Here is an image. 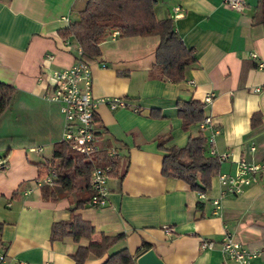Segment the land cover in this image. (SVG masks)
Returning <instances> with one entry per match:
<instances>
[{"label": "crops", "instance_id": "obj_1", "mask_svg": "<svg viewBox=\"0 0 264 264\" xmlns=\"http://www.w3.org/2000/svg\"><path fill=\"white\" fill-rule=\"evenodd\" d=\"M243 1V9L234 10L224 0H156L155 17L169 18L195 57L177 83L152 76L153 36L109 37L89 62L92 96L120 97L127 106L111 110L100 103L95 109L98 145L114 148L117 166L107 181L106 203L99 208L86 204L74 213L94 227L93 240L122 233L108 251L125 247L134 264L144 241L165 264H223L219 244L226 230L249 250L260 251L252 264H264V172L238 195H224L217 208L209 201L221 191L217 173H234L239 158L264 161V69L256 67V60H264V25L259 0ZM84 3L0 0V82L14 87L0 116V156L6 159L0 170L1 264H75L77 244L88 243L50 238L52 222L70 217L66 190L52 180L56 161L49 173L52 181L44 184L56 199L45 198L36 184L39 166L50 162L52 146L61 137L58 104L44 98L52 89L50 72L68 68L75 58L76 42L72 35L61 36L58 28L77 19ZM176 6L182 14L174 18ZM207 95L212 98L203 103ZM180 99L200 101L211 127L202 129L195 122L183 129L177 116ZM256 113L261 121L252 126ZM238 124L249 129L239 138L233 133ZM214 128L218 133L210 145ZM199 132L206 138V156H211L209 148L226 154L210 178L207 200L185 181L161 174L163 149L181 147ZM160 139H165L162 147ZM38 145L40 152L28 150ZM204 240L213 246L202 247ZM105 257L90 254L84 264H101Z\"/></svg>", "mask_w": 264, "mask_h": 264}, {"label": "trees", "instance_id": "obj_2", "mask_svg": "<svg viewBox=\"0 0 264 264\" xmlns=\"http://www.w3.org/2000/svg\"><path fill=\"white\" fill-rule=\"evenodd\" d=\"M85 3L78 18L73 19L64 28H58V33L66 37L72 35L74 42L80 46L81 58L94 61L100 54V44L109 38L112 30L118 32L117 37L153 36L156 39L154 47L155 62L152 76L160 80L177 83L184 77V69L195 60L192 50L187 49L179 35L174 31L169 18L159 19L154 15L156 0H84ZM261 22L264 25V0H259ZM14 95V87L10 83L0 82V116L9 106ZM177 116L181 120V127L187 129L204 117L203 104L198 100L180 99L176 102ZM260 116L256 113L251 116V125L260 123ZM9 139V138H7ZM165 139L158 140L162 147ZM206 138L199 132L195 137L188 138L185 145L176 147L171 145L163 149L164 155L161 164V174L164 177H175L185 181L194 191H207L210 187V178L218 170V159L206 156ZM55 165L54 184L66 190L69 197L68 210L70 217L59 222H52L50 238L62 240L70 237L75 243L79 239L88 240L87 245L77 244L72 258L75 264H84L90 254L106 257L101 264H134V257L125 247L115 251H108L111 245L123 237L122 233L100 235L93 240L94 227L90 222L82 219L75 209L88 204L92 194L89 184V174L92 167L109 164L113 175L117 161L115 156L109 157L106 151L91 157L71 151L67 143L59 140L52 146L51 160L39 166V177L43 179L51 173L53 162ZM47 185V184H46ZM40 186L45 198L56 199V192ZM151 247L147 241L141 243L142 253Z\"/></svg>", "mask_w": 264, "mask_h": 264}, {"label": "built area", "instance_id": "obj_3", "mask_svg": "<svg viewBox=\"0 0 264 264\" xmlns=\"http://www.w3.org/2000/svg\"><path fill=\"white\" fill-rule=\"evenodd\" d=\"M226 5L230 9L241 10L244 4L243 0H224ZM180 7L176 6L172 9L173 17H180L182 11ZM67 21L66 18H64ZM118 35L116 30H112L109 37H115ZM75 58L68 68H56L50 72L52 80V89L45 94L46 99L58 104L59 112L62 115V129L60 140L67 143V146L71 151H75L81 156L91 157L93 155L100 154L101 151H106L109 157L115 155L114 148H104L98 145V136L94 129L96 108L98 104L104 103L109 109L113 108H125L127 106L126 100L120 97H98L94 98L91 93V73L89 67V61L81 58L82 50L77 43L74 45ZM247 55L251 58L257 59L254 51H249ZM52 55L47 54L45 57L52 60ZM257 69H264V60H256ZM193 84V81H189ZM211 95H207L203 99V103L210 102ZM136 108H134L135 110ZM210 117H204L199 125L202 129L211 127ZM218 133L216 128L211 129V133L208 136L207 142L210 145L213 143L214 135ZM254 146H250L253 149ZM29 151H41L42 148L38 146H31ZM211 156L218 159V163L222 162L226 158V154L217 155L212 148H209ZM6 165L5 157L0 156V170L4 169ZM111 166L109 164L93 166L89 174V184L92 189V194L89 198L88 204L96 206V208L102 207L108 196L107 181ZM234 173H217L218 183L221 187L220 194L212 197L209 200L214 207L219 206L221 198L226 194L238 195L244 186H249L256 178L258 174L264 172V161L261 162H247L245 158H239L234 168ZM52 174L46 175L45 178L36 179L37 185H44L50 183L52 180ZM27 193L29 191L26 190ZM197 195L200 199H205V191H197ZM170 227H166V232L170 231ZM202 247L211 248L212 242H201ZM219 251L222 257L223 264H252L253 259L260 253L258 250H249L241 243L236 241L233 234L226 230L220 240ZM5 256L2 250H0V264L4 263Z\"/></svg>", "mask_w": 264, "mask_h": 264}, {"label": "water", "instance_id": "obj_4", "mask_svg": "<svg viewBox=\"0 0 264 264\" xmlns=\"http://www.w3.org/2000/svg\"><path fill=\"white\" fill-rule=\"evenodd\" d=\"M135 262L136 264H165L152 247H149L142 254L137 256Z\"/></svg>", "mask_w": 264, "mask_h": 264}, {"label": "clouds", "instance_id": "obj_5", "mask_svg": "<svg viewBox=\"0 0 264 264\" xmlns=\"http://www.w3.org/2000/svg\"><path fill=\"white\" fill-rule=\"evenodd\" d=\"M248 127L246 126V124H238L234 127L233 129V133L236 137H242L243 135H245L248 132Z\"/></svg>", "mask_w": 264, "mask_h": 264}]
</instances>
